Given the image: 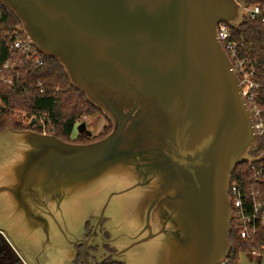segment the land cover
Masks as SVG:
<instances>
[{"label": "water", "instance_id": "obj_1", "mask_svg": "<svg viewBox=\"0 0 264 264\" xmlns=\"http://www.w3.org/2000/svg\"><path fill=\"white\" fill-rule=\"evenodd\" d=\"M0 4L112 125L87 144L0 131V231L40 256L97 217L108 220L113 256L124 264H220L232 251L231 175L261 161L239 78L217 37L220 22L239 27L246 3Z\"/></svg>", "mask_w": 264, "mask_h": 264}, {"label": "trees", "instance_id": "obj_2", "mask_svg": "<svg viewBox=\"0 0 264 264\" xmlns=\"http://www.w3.org/2000/svg\"><path fill=\"white\" fill-rule=\"evenodd\" d=\"M250 5H259L264 11V0H237ZM21 29L18 19L0 4V67L6 62H15L22 75L14 80L13 85L0 84V131L6 128L15 130L31 129L44 131L55 135L63 141L87 144L107 136L112 130L109 121L99 135L78 134L74 138L76 125L85 123L93 116H103L102 111L89 103L84 94L74 88L70 83L61 65L50 58L43 56L44 64L35 66L22 57L14 55L9 49V36L11 30ZM235 38L243 42L244 54L258 59L259 70L264 71V22L261 19L251 20L244 17L238 28L234 29ZM42 90V92H41ZM264 95V89L260 92ZM260 100V99H259ZM264 107V101L260 100ZM88 119L85 121L83 117ZM32 119H36L43 127L30 126ZM259 148L253 152L254 156L264 154V135L258 136ZM247 162L238 165L234 175L248 168ZM256 168L263 167V174L255 187L260 191L258 199L264 202V157L257 162ZM234 177V176H233ZM254 171L249 170L246 175L247 182H253ZM233 180V178H232ZM230 240L235 264L238 252L251 246H260L264 242V228L260 227L253 238L243 240L234 221L231 223ZM105 264H124L122 261L110 260Z\"/></svg>", "mask_w": 264, "mask_h": 264}, {"label": "built area", "instance_id": "obj_3", "mask_svg": "<svg viewBox=\"0 0 264 264\" xmlns=\"http://www.w3.org/2000/svg\"><path fill=\"white\" fill-rule=\"evenodd\" d=\"M243 15L251 20L261 19L264 22V11L259 5L246 4ZM234 29L232 25L220 22L217 37L239 78L242 95L250 111L254 132L258 137L264 135V107L259 102L260 100L264 101V95L260 93L264 89V71L259 70L258 59H253L244 54L245 45L235 38ZM8 36L10 40L9 49L14 55L24 58L35 66L44 64L43 55L24 34L22 28L9 31ZM21 75L22 71L18 69L15 62H6L0 67V84L13 85L14 80ZM256 156L262 160L264 154L261 153ZM247 163L249 164L248 168L235 175L233 172L229 185L231 223L234 221L239 235L244 241L253 238L260 227L264 228V202L258 199L260 191L255 188L258 179L263 174V167L257 169L255 165L257 162ZM249 170L255 173L253 182L246 181ZM234 259L235 255L230 252L220 264H232Z\"/></svg>", "mask_w": 264, "mask_h": 264}, {"label": "flooded vegetation", "instance_id": "obj_4", "mask_svg": "<svg viewBox=\"0 0 264 264\" xmlns=\"http://www.w3.org/2000/svg\"><path fill=\"white\" fill-rule=\"evenodd\" d=\"M105 219L90 218L84 230L72 237L65 247L37 256L21 247L17 249L8 236L0 231V264H101L102 260H117L116 249L110 243V234L104 226ZM108 257V258H107Z\"/></svg>", "mask_w": 264, "mask_h": 264}, {"label": "rangeland", "instance_id": "obj_5", "mask_svg": "<svg viewBox=\"0 0 264 264\" xmlns=\"http://www.w3.org/2000/svg\"><path fill=\"white\" fill-rule=\"evenodd\" d=\"M103 113V112H102ZM104 115V113H103ZM88 118L86 116L83 117V120H87ZM107 117L104 115L99 117V116H93L89 120L86 121V131H83L82 133L79 132L78 130V124L76 125L75 128V133H74V138L78 134H86V135H91V137L97 136L100 134V132L103 130L104 126L107 125ZM110 122V121H109ZM111 124V123H110ZM112 126V125H111ZM44 132V131H43ZM92 218V217H90ZM97 218V217H93ZM104 226L105 228L108 229L109 231V226H108V220L105 219L104 221ZM85 226H75L74 227V232H73V237L79 233H81L84 230ZM110 234V232H109ZM111 238V235H110ZM235 264H264V242L260 246H251L248 249L245 250H240L238 252V258Z\"/></svg>", "mask_w": 264, "mask_h": 264}]
</instances>
